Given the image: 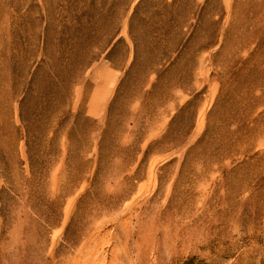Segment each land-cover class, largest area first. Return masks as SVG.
Masks as SVG:
<instances>
[{
    "label": "rangeland",
    "instance_id": "rangeland-1",
    "mask_svg": "<svg viewBox=\"0 0 264 264\" xmlns=\"http://www.w3.org/2000/svg\"><path fill=\"white\" fill-rule=\"evenodd\" d=\"M0 264H264V0H0Z\"/></svg>",
    "mask_w": 264,
    "mask_h": 264
}]
</instances>
